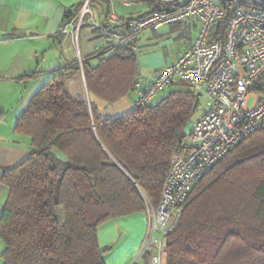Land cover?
Wrapping results in <instances>:
<instances>
[{
  "label": "trees",
  "instance_id": "trees-1",
  "mask_svg": "<svg viewBox=\"0 0 264 264\" xmlns=\"http://www.w3.org/2000/svg\"><path fill=\"white\" fill-rule=\"evenodd\" d=\"M141 1L159 10L154 0ZM223 30L215 37L223 39ZM128 51L98 55L95 68L84 64L90 91L110 103L136 91V74L123 90L113 79L120 58L133 60ZM177 85L184 90L118 119H100L97 108L71 98L64 74L36 93L14 128L30 138L32 154L0 177L9 191L0 213L4 264H106L99 228L146 215L148 203L157 210L173 157L188 152L196 97L189 84ZM163 264H264V130L195 187L166 236Z\"/></svg>",
  "mask_w": 264,
  "mask_h": 264
},
{
  "label": "built area",
  "instance_id": "built-area-1",
  "mask_svg": "<svg viewBox=\"0 0 264 264\" xmlns=\"http://www.w3.org/2000/svg\"><path fill=\"white\" fill-rule=\"evenodd\" d=\"M154 1L158 11L137 19L114 16L109 25L125 27V39L147 29L187 22L196 23L199 32L178 60L137 94L133 111H146L180 82L189 84L195 97L201 94L207 99L206 112L187 133L188 152L173 157L160 207L156 210L147 205L150 243L144 254L154 247L150 264H163L166 236L178 223L195 187L236 146L264 130V1ZM87 14L91 15L88 22ZM77 20V24H63L59 34L78 36L86 24L105 31L93 22L87 2ZM221 30L223 39H218L215 36ZM250 100L254 104L249 108Z\"/></svg>",
  "mask_w": 264,
  "mask_h": 264
},
{
  "label": "crops",
  "instance_id": "crops-1",
  "mask_svg": "<svg viewBox=\"0 0 264 264\" xmlns=\"http://www.w3.org/2000/svg\"><path fill=\"white\" fill-rule=\"evenodd\" d=\"M85 1L0 0V95L3 96L2 99L7 98L10 104L17 107L14 122L17 123L21 112L36 93L61 74L65 75L69 96L97 108L100 119H118L127 116L133 112V102L137 94L151 85L162 70L176 62L191 45L189 44L173 58L163 57L155 52L147 53L148 50L144 51L145 45L141 46L135 39H125V27L109 25V19L114 16L121 19H137L155 12L149 3L141 0H90L93 22L105 31L86 24L81 27L78 36L60 35L59 30L68 14H73L77 10L81 13ZM93 8L97 12L98 19ZM80 13L70 22L77 24ZM87 18L86 22L91 19L87 20ZM182 24L190 30L196 29L197 37L199 29L194 22L179 23L167 28L179 27ZM106 27L111 29L108 30ZM151 45L152 43H147L145 47ZM124 48H129L128 54L130 53L134 58L124 61L120 58L113 79L123 90L125 89L123 82L128 76L136 74L137 89L128 97L110 103L100 94L89 90L84 64L95 68L99 63L98 55L106 53L104 57L109 58L115 55L117 50ZM130 80L132 79L130 78L127 84ZM3 104L5 101L0 100V106H6ZM20 139L29 147L26 152L0 147V164L7 169L19 166L32 154L30 138ZM5 202L0 203V206L3 207ZM147 225V216L136 214L101 226L98 230V239L101 249L108 251L105 263L150 264L155 248L151 247L148 254H144L150 243L147 237ZM4 249L5 246L0 240V264H4L1 257Z\"/></svg>",
  "mask_w": 264,
  "mask_h": 264
},
{
  "label": "rangeland",
  "instance_id": "rangeland-1",
  "mask_svg": "<svg viewBox=\"0 0 264 264\" xmlns=\"http://www.w3.org/2000/svg\"><path fill=\"white\" fill-rule=\"evenodd\" d=\"M88 3V7H92L90 0H86L85 3ZM94 14H96V19H98L97 12L93 8ZM87 20L91 18L90 14H87ZM171 27V26H169ZM196 29L190 30L187 26L184 24L173 27V28H163L159 29L158 31L154 29H147L141 32L140 34L136 35L131 40H137L138 44L141 46H146L147 43H152L151 46L145 47L144 51H147V53L155 52L159 56H166V57H175L180 51H182L184 48H186L189 44L192 43V40L196 37ZM126 36V34H125ZM184 90V88H181L180 86H175L166 91L165 94L171 92V91H179ZM3 97V96H2ZM0 95V100L5 101L6 106H0V147L5 148H12V149H18V150H28L29 147L23 143V140L20 139L21 136L15 133L14 128L16 122H14V117L16 113L17 107L13 104H10L8 102L9 100L7 98L2 99ZM206 98H201L197 110L196 115L194 119L192 120V125L197 122V120L206 112ZM254 101L250 100L248 102V107H253ZM28 106V105H27ZM26 106V107H27ZM26 109V108H25ZM24 109V110H25ZM23 110V111H24ZM21 112V115L23 113ZM20 117V116H19ZM13 123V124H12ZM26 152V151H25ZM6 168L3 164H0V177L2 176V169ZM9 191L6 187L3 185H0V203H3L7 200Z\"/></svg>",
  "mask_w": 264,
  "mask_h": 264
},
{
  "label": "water",
  "instance_id": "water-1",
  "mask_svg": "<svg viewBox=\"0 0 264 264\" xmlns=\"http://www.w3.org/2000/svg\"><path fill=\"white\" fill-rule=\"evenodd\" d=\"M261 1H264V0H261ZM200 98H201V94H198L197 96H196V100H195V109L198 107V104H199V102H200ZM191 127L189 126L188 127V130L190 129Z\"/></svg>",
  "mask_w": 264,
  "mask_h": 264
}]
</instances>
